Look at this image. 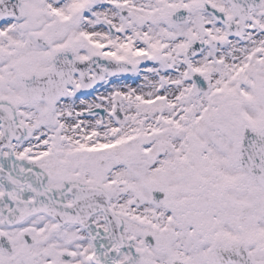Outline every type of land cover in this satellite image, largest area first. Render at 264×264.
Wrapping results in <instances>:
<instances>
[{
	"label": "snow or ice",
	"instance_id": "6c2138e0",
	"mask_svg": "<svg viewBox=\"0 0 264 264\" xmlns=\"http://www.w3.org/2000/svg\"><path fill=\"white\" fill-rule=\"evenodd\" d=\"M0 264H264V0H0Z\"/></svg>",
	"mask_w": 264,
	"mask_h": 264
},
{
	"label": "rangeland",
	"instance_id": "374dc122",
	"mask_svg": "<svg viewBox=\"0 0 264 264\" xmlns=\"http://www.w3.org/2000/svg\"><path fill=\"white\" fill-rule=\"evenodd\" d=\"M124 80H125V82H126L127 84H131L132 86H137L138 84L136 85L135 83H136V82H139L140 78L131 77V76L129 75V76L125 77ZM101 91H103V89H101Z\"/></svg>",
	"mask_w": 264,
	"mask_h": 264
},
{
	"label": "bare ground",
	"instance_id": "6f19581e",
	"mask_svg": "<svg viewBox=\"0 0 264 264\" xmlns=\"http://www.w3.org/2000/svg\"><path fill=\"white\" fill-rule=\"evenodd\" d=\"M141 82V80H139V82H136L135 84L137 85V84H139Z\"/></svg>",
	"mask_w": 264,
	"mask_h": 264
}]
</instances>
